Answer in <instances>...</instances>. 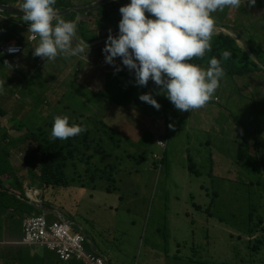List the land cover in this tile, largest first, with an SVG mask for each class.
<instances>
[{
  "label": "clouds",
  "instance_id": "9594fccd",
  "mask_svg": "<svg viewBox=\"0 0 264 264\" xmlns=\"http://www.w3.org/2000/svg\"><path fill=\"white\" fill-rule=\"evenodd\" d=\"M69 1L73 6L61 11L55 7L56 0H23L22 3L2 4L16 7L23 15L0 11V14L10 13L24 21H19V25L24 26L23 33L5 44L1 43L3 57L19 56L29 50L32 60L38 65H53L50 70L53 80L45 89L53 88L56 78L60 85L70 81V89L61 93L62 97L54 103L61 104L77 85L88 90L86 94L78 87L77 92L83 101L89 103L92 97L99 100L98 106L91 105L87 112L80 110L73 116H54L52 127L46 128V124L36 130L40 131L41 136L37 141L33 139L35 131H32L30 135L35 143L34 149L40 155L37 160L29 158L28 151L21 147L22 142L15 146L20 134L9 119L4 127L1 120L7 115H1L3 110L0 109V145L4 148L0 153V264H33L34 259L45 252L51 253L52 259H46L43 264H121L118 254L101 246L102 235L93 237L66 217L62 208L68 207L63 199L65 195L55 194L54 189L48 188L39 178L43 160L39 141L44 137L50 140V144L59 142L61 145H66L69 138L70 141L80 138L73 146L76 151L75 158L71 160L76 163L79 173L86 178V164L90 163L92 170L109 181H98L99 187L95 189L76 185L69 189L62 188L63 192H67L68 197L73 195V198L84 199L81 202L92 206L94 212L103 213L107 208L115 212L119 207L102 200L105 195L116 194L119 191L118 183H123L117 166L123 157L116 135L129 139L134 133L136 136L142 133L141 128L140 133L132 129V135L127 133V136L124 130L129 123L126 120H131L132 124L140 120L149 121L150 116L146 112L143 115L138 113L142 104L147 103L161 110L160 100L165 95L181 112H192L191 115L202 113L204 118L210 117L204 106L221 86L219 82L224 76L235 79L237 88L243 84H260L264 78V50L254 39L256 50L263 52L260 61L252 54L247 43L249 37L258 36L255 25L259 22L264 25V0H111L97 7L94 6L103 0ZM72 8H76V11L60 14ZM229 8H241L242 13L251 16V19L240 16L229 20ZM221 11L225 14L223 20H219ZM71 13H75L73 19L66 20L64 17ZM254 17L258 20L251 23ZM14 18L10 17L7 22L16 24L17 18ZM213 35L231 37L263 69L257 66L260 70L253 67L241 76H228L221 65L222 60L231 57L229 51H224L221 59L211 57L208 65L186 62L211 51ZM57 57L70 59L69 63H63L62 74L57 72L58 63L61 62L56 60ZM203 66L207 67L201 68ZM148 82L152 86H147ZM138 86L150 88L154 98L151 93L133 97ZM261 88L263 103L264 82ZM47 91H43L44 96ZM50 93V98L45 96L48 99L45 106H51L53 111V91L50 90ZM213 102L217 111L227 114L225 109L218 107L220 103L217 97ZM100 104L104 113L99 115L101 119L95 121ZM241 104L238 103L235 109L244 114V110H240ZM134 112L140 114L141 119H136ZM212 117L216 119V128L223 127L234 134V122L230 118L219 122L222 118L217 112ZM162 121L165 130L159 133L154 142L165 152L167 137L164 140L162 137L172 129L173 123L168 124L164 116ZM142 126L145 127L144 123ZM237 130L247 142L246 149L242 150L246 159L258 164L259 158L264 159V119L252 121L250 117L245 120L243 115ZM87 132L89 137L85 139ZM29 146L31 148L32 144ZM228 157L233 164L232 157ZM162 160L159 159L160 162ZM212 160L222 173L233 176L235 170H228L222 158L216 156ZM237 162L244 164L238 159ZM262 179L264 185V170ZM86 199L94 200L87 202ZM34 210L40 214L30 217L32 214L29 213ZM48 216L52 217L50 223ZM93 217L99 222L97 216ZM246 236L249 240L250 235ZM247 245L248 241L240 245L241 252L245 263L253 264ZM150 256L154 258V264H169V257L161 250L153 249ZM188 262L197 264L191 260ZM142 264L149 263L143 261Z\"/></svg>",
  "mask_w": 264,
  "mask_h": 264
},
{
  "label": "rangeland",
  "instance_id": "374dc122",
  "mask_svg": "<svg viewBox=\"0 0 264 264\" xmlns=\"http://www.w3.org/2000/svg\"><path fill=\"white\" fill-rule=\"evenodd\" d=\"M0 15L3 16L0 18L1 45L24 32V26L19 25V21H24L10 13ZM12 16L17 18L16 24L7 22ZM248 18L251 19V16L248 15ZM254 20L258 18L254 17L251 23ZM255 28L258 36L253 39L264 50V25L259 22ZM56 60L61 61L57 72L62 74L63 63H69L70 59L57 57ZM253 61L263 69L257 61ZM52 66L38 65L32 60L29 50L15 57H3L0 52V109L7 115L1 121L6 127L9 119L20 134L21 141L14 143L15 146L22 142L21 147L34 160L40 155L34 149L35 143L30 135L32 131H35V137L41 138L40 131L36 130L51 123L54 116H73L80 110L87 112L91 105L98 106L99 103L95 97L89 103L83 101V97L77 92L78 87L86 94L88 90L78 85L61 104L54 103L62 97L61 93L70 89V81L60 85L55 77L53 88L45 89L53 80L50 72ZM257 70L260 69L257 67ZM261 82L248 86L243 84L237 88L234 85L235 79L224 76L219 82L221 86L204 106L210 117L204 118L202 113L191 115L192 112L189 114L177 110L180 114L174 119L172 129L162 137V140L167 137L165 152L154 142L159 133L165 130L162 112L160 108L157 110L147 103L142 104L138 113L143 115L146 112L150 116L149 121L140 120L132 124L131 120H126L129 123L124 129L126 135H132V129L140 133L141 128L142 133L138 136L134 133L129 139L116 135L123 157L117 164L123 183H118L119 191L116 194L105 195L102 201L116 205L119 207L117 211L107 208L103 213L94 212L92 206L81 202L84 199L73 198V195L68 197L67 192L64 194V189L56 188L55 194L65 195L63 199L69 208H62L66 217L93 237L99 238L102 235L101 246L118 254L121 264H142L143 261L154 264V258L150 256L153 249L165 252L169 257V264H188V260L197 264H246L240 245L248 241L246 235L250 226L259 219H264V193L259 189L263 183L264 159L259 158L256 164L261 173H250L249 166L237 162L239 146L244 148L247 143L237 129L241 125L242 116L250 111L253 104H260L264 78ZM147 86H152V83L148 82ZM147 86H138L133 97L152 94ZM46 90H49L45 92L48 98L50 90L53 91V111L51 106H45L48 99L43 91ZM154 95L157 99L156 93ZM152 97L154 98L153 94ZM214 97L219 100L218 107L227 111L226 115L217 111ZM238 103H242L244 114L235 109ZM101 106L102 104L96 111L95 121L101 119L99 115L104 113ZM216 112L222 118L219 122L228 118L234 122V134L231 130L214 126L216 119L212 116ZM138 113L134 112L137 114L135 118L141 119ZM29 144H32L31 148ZM3 150L0 145V153ZM216 156L226 162L228 170H235L233 176L237 178L233 179L229 173L211 176V160ZM228 156L232 157L233 164ZM142 157L143 161L140 160ZM160 158H163L161 162ZM189 165L193 166L191 171L188 169ZM249 183L253 184L252 188L248 186ZM213 194H217V197ZM92 200L94 199H86L87 202ZM102 201L99 202L104 204ZM76 203L78 204L75 205ZM253 208L254 211L251 212ZM31 214L30 217H34L40 212L34 210L29 213ZM251 214L254 222L249 221ZM93 216H97L99 222ZM218 218L223 221L220 222ZM51 220L52 217L48 216L49 223ZM234 231H242L240 240ZM191 247L194 252L190 251Z\"/></svg>",
  "mask_w": 264,
  "mask_h": 264
},
{
  "label": "trees",
  "instance_id": "16d2710c",
  "mask_svg": "<svg viewBox=\"0 0 264 264\" xmlns=\"http://www.w3.org/2000/svg\"><path fill=\"white\" fill-rule=\"evenodd\" d=\"M23 2V0H0L1 4H10V3H18ZM73 6V3L69 0H56L55 7L61 11L65 10L69 7ZM75 13H71L64 18L66 20L73 19ZM254 39L252 37H249L247 40L248 46L250 48V51L252 54L258 58L261 61V58L259 56V51L256 50L254 44ZM211 51H206L205 55L203 57H193L190 61H186L188 63H193L198 66H202L204 64L208 65V61L211 59V57L215 56L217 59H221L222 53L224 51H229L231 53V57L223 61L222 60V67L224 68V71L228 74L230 77L234 76H241L243 73H246L248 71V68L250 67H257L255 62L249 57L247 53H245L237 44L236 42L229 36H222V35H216L212 36L211 41ZM164 94V93H163ZM160 107L162 110L163 116L166 118V122L173 123L174 119L178 117L177 109L174 107V105L166 98L165 95H162V99L160 100ZM240 110H244V108H240ZM1 115H4V112L1 113ZM252 117V121L257 119H264V102L258 105L255 103L253 104L250 111L245 115V120H248V118ZM53 120L51 123H49L47 127H52ZM78 137V136H75ZM89 133H85L84 138H88ZM33 139L37 141V137L33 136ZM80 138L69 141L66 145H61V143L56 142L53 144H50V140L47 137H44L42 140L39 141L41 147H42V167L40 171L39 178L43 181V183L48 187L52 189L56 188H65L69 189L71 186H79L81 188H98L99 184L98 181H109V179H105L102 176H99L96 170H92V166L90 163H87L86 165L88 168L86 169V178H83L82 175L77 170L76 163L72 162L71 160L75 158V145L76 142H79ZM54 145V146H53ZM54 147V149H53ZM59 147H61L59 150H57ZM243 149L241 148V145L239 146L237 150V159L241 162H244L245 165L249 166L248 170L250 173H261V170L257 168L256 163L252 159H246L245 154L243 153ZM189 159V157H188ZM190 171L193 169L192 165H189L188 168ZM210 172L211 176H220L223 175L222 173L214 164L213 160H211L210 165ZM233 179L237 178V176H231ZM249 187H253L252 183L248 184ZM259 189L261 191L264 190V185L259 186ZM109 190V189H108ZM214 197H217V194H213ZM14 199V198H13ZM15 200V199H14ZM197 210H201L200 207H196ZM254 211V208L251 209V212ZM220 222L223 220L221 218H218ZM250 222H254L252 220V214L251 219H249ZM249 222V223H250ZM257 233H259L257 235ZM235 236L238 238V240L241 239L242 231H234ZM248 235H250V239L248 240V252L251 255V258L253 259V264H264V219L261 218L258 220L257 223H255L253 226H250V229L248 231ZM180 247V246H179ZM191 252H194V248L191 247ZM52 259L51 253L45 252L41 256H38L34 259L33 264H43L46 259ZM68 264H76L75 262H70Z\"/></svg>",
  "mask_w": 264,
  "mask_h": 264
},
{
  "label": "crops",
  "instance_id": "0c3cea01",
  "mask_svg": "<svg viewBox=\"0 0 264 264\" xmlns=\"http://www.w3.org/2000/svg\"><path fill=\"white\" fill-rule=\"evenodd\" d=\"M127 4H129V2H127ZM127 4H125V5H127ZM238 14H241V15H238ZM240 16H244L245 18H248L247 15L242 13V9L241 8H238V9L229 8V12H228V19L229 20H232L234 18H238ZM224 18H225V14L223 13V11H221L219 20H223ZM123 67L124 66L122 65V68ZM126 73H129V72H126ZM3 232H4V230H3ZM4 235H5V233H4Z\"/></svg>",
  "mask_w": 264,
  "mask_h": 264
},
{
  "label": "water",
  "instance_id": "95a60500",
  "mask_svg": "<svg viewBox=\"0 0 264 264\" xmlns=\"http://www.w3.org/2000/svg\"><path fill=\"white\" fill-rule=\"evenodd\" d=\"M107 2V1H111V0H103V1H99L98 3H97V5H95L94 7H97V6H99V5H101L103 2ZM93 7V8H94ZM0 11H10V12H15V13H18V14H22L23 15V13H21L20 12V10L19 9H17L16 7H13V6H6V5H2V4H0ZM71 11H76V8H72V9H69V10H66V11H63V12H60V14L61 15H64V14H67V13H69V12H71Z\"/></svg>",
  "mask_w": 264,
  "mask_h": 264
}]
</instances>
